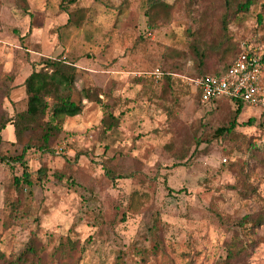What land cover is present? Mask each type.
Returning a JSON list of instances; mask_svg holds the SVG:
<instances>
[{"label": "rangeland", "instance_id": "1", "mask_svg": "<svg viewBox=\"0 0 264 264\" xmlns=\"http://www.w3.org/2000/svg\"><path fill=\"white\" fill-rule=\"evenodd\" d=\"M165 1L173 18L148 36V0H80L87 8L81 27L67 26L65 0H0V122L26 108L23 81L33 61L88 57L109 72L100 75L103 88L88 89L86 129H66L51 152L29 151L31 189L14 186L23 165L0 160V247L8 255L32 235L46 252L70 235L84 247L83 264H113L120 250L152 246L158 226L178 264L185 252L197 264L219 262L235 235L256 241L238 264H264V224L253 231L239 224L264 216V168H253L259 165L248 150L264 146V107L244 105L235 131L216 137L236 106L228 98L201 103L197 84L222 71L243 41L264 54V0L239 13L227 35L221 0ZM156 67L165 73L160 81L151 76ZM262 80L264 91V73ZM1 137L0 156L22 153L13 126ZM246 160L251 167L243 174ZM41 167L47 174L39 181ZM247 185L250 197L241 192ZM12 202L21 210L11 212Z\"/></svg>", "mask_w": 264, "mask_h": 264}, {"label": "trees", "instance_id": "2", "mask_svg": "<svg viewBox=\"0 0 264 264\" xmlns=\"http://www.w3.org/2000/svg\"><path fill=\"white\" fill-rule=\"evenodd\" d=\"M80 0H65L68 22L67 26L81 27L86 18L87 8L79 6ZM224 11L220 15L221 26L224 34L229 32L230 22L241 12H249L256 0H221ZM73 6V8H72ZM174 6L165 0H148L146 16L148 18L147 35L158 31L160 24L170 23L173 18ZM260 21L262 16H259ZM242 43V42H241ZM237 45V53L231 62L220 72L206 73L204 75H222L224 74L238 53L240 45ZM203 58V56H201ZM264 61V54H263ZM160 68V67H156ZM161 69V68H160ZM162 71V70H161ZM78 67L75 61H69L65 57L58 56L56 58H45L33 61L31 73L26 77L23 86L26 90V108L18 111L14 116L5 118L0 122V142L1 134L8 126H13L16 142L23 145L22 153L17 156H0L2 162L9 164L20 163L23 165L21 175H15L13 183L16 189L24 192L31 189L34 184L32 174L28 171L25 158L29 151L51 152L52 144L59 136L66 131V120L82 114L85 110V99L90 100L89 92L83 88L80 91L76 89V75ZM163 76H164V71ZM203 75V76H204ZM170 81L171 75H166ZM215 99L209 103L216 102ZM229 99V98H228ZM235 106V115L233 120L227 126L216 129L215 136L220 137L225 134H232L239 125L238 117L242 113L246 103L242 99L231 98ZM201 101V100H200ZM202 103V102H201ZM208 104V103H206ZM255 118H250L247 125H254ZM109 125L108 128H112ZM249 158H252L255 164L264 168V146L258 147L251 145L248 147ZM246 167L242 169L243 174H247L246 170L251 167L248 160L245 161ZM47 174L45 167H41L38 171L39 181ZM237 188V185H234ZM253 189L250 185L245 186L244 193L250 197ZM12 211H20L18 205L13 202L10 205ZM11 222L16 217L10 213ZM241 226H248L253 231L264 224L263 214L247 215L240 223ZM152 246H133L126 250H120L113 264H178L175 259L168 253L164 240L162 239L158 226L152 229ZM1 238V235H0ZM256 241H246L240 236L235 235L227 248L226 256L214 264H238L249 258L251 248ZM84 247L79 248L78 240L70 235H66L59 239L54 247L46 252L36 235H32L26 242L24 248L18 253L8 255L0 247V264H83ZM186 258L183 264H197V260L193 253H182Z\"/></svg>", "mask_w": 264, "mask_h": 264}, {"label": "built area", "instance_id": "3", "mask_svg": "<svg viewBox=\"0 0 264 264\" xmlns=\"http://www.w3.org/2000/svg\"><path fill=\"white\" fill-rule=\"evenodd\" d=\"M263 73V48L243 41L240 52L224 74L204 75L198 79L200 100L206 104L219 98H236L251 106L264 107ZM151 76L160 81L163 72L155 68Z\"/></svg>", "mask_w": 264, "mask_h": 264}, {"label": "crops", "instance_id": "4", "mask_svg": "<svg viewBox=\"0 0 264 264\" xmlns=\"http://www.w3.org/2000/svg\"><path fill=\"white\" fill-rule=\"evenodd\" d=\"M103 58H105V56H103ZM84 60H88L87 62ZM94 61L93 59H90L88 57H76L73 61L76 62V66L78 67V72H80V70H83V75L81 76L82 78L80 79V83L76 82V86L77 88L83 89L86 88L87 90L90 88V86H98L103 88L106 83L105 80H102L100 78L103 76L104 78H107L108 76L106 75V73L108 74L109 72L107 70L104 69V67H101L100 62H98V59H95V63H91L89 61ZM101 71V73H100ZM109 78V77H108ZM24 82V81H23ZM101 96L102 93H100ZM85 104H86V108L84 113L86 112L87 109L92 110L90 108H92L93 103L88 100L85 99L84 100ZM95 112L97 114H102V110L101 108H96ZM73 121L66 122L65 128L69 131H76L78 128L80 130H84L88 127V122L86 123L85 121H81L82 120V115H78L75 117H72ZM88 124V125H87ZM72 128H76V130L72 129Z\"/></svg>", "mask_w": 264, "mask_h": 264}]
</instances>
